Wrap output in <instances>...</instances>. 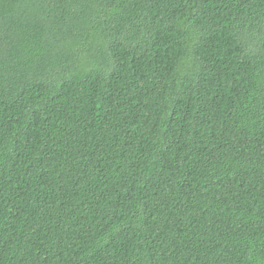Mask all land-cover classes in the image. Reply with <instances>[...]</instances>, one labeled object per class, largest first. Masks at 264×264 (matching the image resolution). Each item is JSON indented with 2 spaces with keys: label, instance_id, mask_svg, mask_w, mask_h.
<instances>
[{
  "label": "trees",
  "instance_id": "obj_1",
  "mask_svg": "<svg viewBox=\"0 0 264 264\" xmlns=\"http://www.w3.org/2000/svg\"><path fill=\"white\" fill-rule=\"evenodd\" d=\"M0 264H264V0H0Z\"/></svg>",
  "mask_w": 264,
  "mask_h": 264
}]
</instances>
